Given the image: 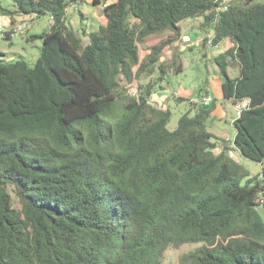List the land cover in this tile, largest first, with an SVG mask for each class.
Returning a JSON list of instances; mask_svg holds the SVG:
<instances>
[{"label":"trees","instance_id":"trees-1","mask_svg":"<svg viewBox=\"0 0 264 264\" xmlns=\"http://www.w3.org/2000/svg\"><path fill=\"white\" fill-rule=\"evenodd\" d=\"M75 1H0L12 23L17 14L51 17L35 35L33 65L0 52V264H165L168 247L188 243L197 245L177 264H264V2L91 0L105 23L82 45L66 22ZM200 15L213 46L232 43L213 60L223 99L249 101L233 120L232 147L260 173L208 130L211 107L190 101L194 112L168 129L171 111L149 100L151 83L127 92L157 63L158 80L181 69L175 48L167 65L162 51L180 21Z\"/></svg>","mask_w":264,"mask_h":264},{"label":"rangeland","instance_id":"rangeland-1","mask_svg":"<svg viewBox=\"0 0 264 264\" xmlns=\"http://www.w3.org/2000/svg\"><path fill=\"white\" fill-rule=\"evenodd\" d=\"M1 4L10 9L13 8L11 0H0ZM111 2L114 0H105ZM256 2H264V0H254ZM14 22L10 20L2 22L0 15V52L4 54L6 59H24L29 65H33L39 55L41 45V38L35 36L43 31L48 30L51 20L49 15L44 14L35 16L32 14H17L14 17ZM66 22L70 25L82 38V45L88 43L87 32L95 30L99 25L105 22L102 14V4L93 5L91 0H76L71 3L66 10ZM24 24V29L18 31L17 28ZM180 27L179 34L174 41L179 47L182 46L177 54L175 66L180 60L181 69L179 71L167 70L164 78L158 80L161 74L158 70L157 64L155 65L154 72L150 75H142L135 79L131 84L126 86L127 92L131 95L137 94L138 88H143L147 83L153 85V89H167L169 95L167 106L171 111L170 119L167 123L168 129H173L179 116L186 112L191 106L190 98H200V88L203 87L204 81L210 79V75L216 73L221 77L216 63L213 58L216 54L225 49L226 43L221 42L217 46H209L206 41L202 45L203 38L206 34H212L210 26L203 25V16L189 17L178 23ZM83 29L85 31H83ZM9 32V37L6 38L5 32ZM173 34L171 30H166L159 34H153L148 38V43H152L167 35ZM231 42V41H230ZM169 44L164 47L160 61L167 65L170 64L173 57L174 44ZM141 55L147 51L145 44L140 46ZM178 49V48H177ZM172 56V57H171ZM170 69V68H166ZM227 73L233 77L239 73L237 67H228ZM222 79V77H221ZM180 90L183 94H188L187 97L177 100L172 94L174 91ZM172 93V94H171ZM226 104V103H225ZM232 103L229 102L230 105ZM199 104H197L198 106ZM226 105V106H227ZM235 105V104H233ZM234 106H229L224 119V127L231 132L232 126L228 123L235 117ZM239 162L250 171V174L260 173L262 165L250 160L248 158L240 157ZM264 203V202H263ZM258 211L264 218V205L257 206ZM197 244L188 243L182 244L179 247H168L162 256V261L165 264H177L178 256L185 251L193 249Z\"/></svg>","mask_w":264,"mask_h":264},{"label":"crops","instance_id":"crops-1","mask_svg":"<svg viewBox=\"0 0 264 264\" xmlns=\"http://www.w3.org/2000/svg\"><path fill=\"white\" fill-rule=\"evenodd\" d=\"M0 15H1L2 22H6V21L10 20V18L8 16L2 15V14H0ZM103 17H104V15H103ZM104 19H105V17H104ZM221 42L226 43L225 48H227L229 45L232 44L229 39H224ZM173 46L176 49L177 53L180 50H183L182 46L179 47L178 44H176V43H174ZM221 81H222L221 77L218 76V74H216V73L210 75L209 80L204 81V85L202 88H200V91H199L200 98L209 95L212 97V103L209 104L210 106L209 105L205 106L204 104H199V105H201L204 108H206V107L212 108L211 113H210V117L206 121V126H207L208 130L210 132L214 133L215 135L222 137L226 140L228 138V141H229L228 144L232 148L228 151V153L235 160L239 161V159H240V157H242V155L240 154V152L238 150L233 149V147H232L233 146L232 140H233V137L235 134V128L233 126V120L236 116L233 117L230 120V122H228L233 128L231 132H229L224 127V123H226V120L224 119V117L226 116L227 109L229 108V106H234V105L233 104L227 105V104H229V101H226L223 99L222 91H221ZM172 95L176 99H177V97L184 99L185 97L188 96V94H183L180 90L174 91ZM168 98H169V95L167 93V89L163 88V89H159V90L155 89V91L151 94L149 100L153 104H155L159 107L165 108L167 106ZM200 98L194 97V98H190V100L191 99H200ZM193 106H197V104H194ZM191 108H192L191 113H193L194 107L191 106ZM219 150H220V147L219 146L216 147L215 151H219Z\"/></svg>","mask_w":264,"mask_h":264},{"label":"built area","instance_id":"built-area-1","mask_svg":"<svg viewBox=\"0 0 264 264\" xmlns=\"http://www.w3.org/2000/svg\"><path fill=\"white\" fill-rule=\"evenodd\" d=\"M225 8H226L225 5H221L220 7H218V9H221V10L225 9ZM50 20H51V17H50ZM24 27H25L24 24H21L20 26H18L17 30L20 31V30L24 29ZM211 36L212 35H209L207 43L209 44V46L213 47V45L211 44ZM191 101L193 103H195V104H204L206 106V105H209V104L212 103V97L207 95V96H204V97H202L200 99H191ZM248 104H249V101H248L247 98L243 99V100L239 101L237 104H235L234 105V109H235V113H236L235 116H239L241 110L244 109V108H247ZM227 140H228V138H227ZM257 202H258V205H262V204L264 205V203H263L264 202V198H263L262 193L259 194Z\"/></svg>","mask_w":264,"mask_h":264}]
</instances>
